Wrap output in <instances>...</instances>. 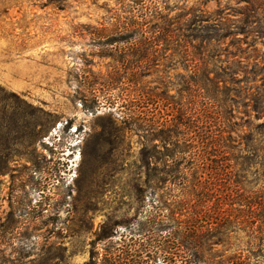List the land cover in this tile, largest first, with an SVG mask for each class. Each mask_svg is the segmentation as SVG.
I'll return each instance as SVG.
<instances>
[{
    "label": "rangeland",
    "instance_id": "1",
    "mask_svg": "<svg viewBox=\"0 0 264 264\" xmlns=\"http://www.w3.org/2000/svg\"><path fill=\"white\" fill-rule=\"evenodd\" d=\"M200 27L218 37L185 60L181 34ZM205 105L236 124L223 136L246 169L234 226L199 250L264 264V0H0V264H162L137 243L163 194L143 157L168 170L178 145L143 139L130 116L164 129L183 111L189 130Z\"/></svg>",
    "mask_w": 264,
    "mask_h": 264
},
{
    "label": "trees",
    "instance_id": "2",
    "mask_svg": "<svg viewBox=\"0 0 264 264\" xmlns=\"http://www.w3.org/2000/svg\"><path fill=\"white\" fill-rule=\"evenodd\" d=\"M150 16L154 17L153 14L148 15L149 18ZM135 17L138 19V15ZM139 20V22L131 23V28L136 32L143 27L141 24L143 20L141 18ZM167 27L168 24L164 27L165 31L161 28L163 34L159 37L170 40L172 36ZM205 30L208 29L200 27L198 31L202 32L194 36L185 35V32L181 34L185 60L191 61L187 47L192 41L207 42L218 37L204 33ZM241 33L251 34L256 31L241 30ZM149 37L154 39L152 34ZM251 66L249 68H252ZM206 106L198 107L197 125L190 124L189 130L187 129L189 126L186 127L187 123L183 120L185 117L183 111L176 112L178 116L175 124L168 125L164 129L162 124L164 119L158 122L159 118L155 120L153 115L144 109L138 111L141 108H136L138 110L132 111L130 116L136 131L142 133L143 139L144 137L149 138V141L159 139L163 144H166V141L169 143L172 139L178 145V157H174L175 164L169 165L168 170L149 168L148 156L143 157V163L147 167L144 173L145 185L151 190L163 193L155 196L153 191L149 199L151 210L142 211L140 214V225L144 226L140 233H143L146 239L142 241V244L137 243L141 252L151 246L152 262L160 259L162 264H233L228 260L229 258H224L216 251L212 252L209 249L204 253L199 250L202 245L208 243L221 244L224 231L234 226V217L230 215V208L227 210V205L231 206L236 200L244 198L240 188L243 180L238 178L239 171L246 169L242 157H238L243 160L242 162H237L236 157H233L234 148L230 143L234 140L230 134L227 138L223 136V133H233L232 129L236 124L234 122L226 124V118L224 123L216 108ZM262 110L264 111V108H254V111L259 114L263 113ZM150 118H153L154 122H151ZM260 126L264 128V123ZM156 128L159 129L155 131ZM191 132L198 134L197 136L189 135ZM262 150L264 151V148ZM163 190L167 191L163 192ZM140 192V189L136 190L138 198H140ZM247 199L250 198L246 196L244 200ZM258 200L261 198L258 197ZM241 223H243L241 220H237L238 225ZM146 225L149 226L147 230ZM260 225L264 226V222ZM178 250L179 252H176ZM139 263L147 264L148 262L140 260Z\"/></svg>",
    "mask_w": 264,
    "mask_h": 264
}]
</instances>
